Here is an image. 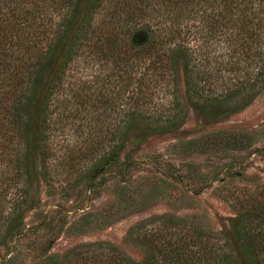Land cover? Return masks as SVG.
Wrapping results in <instances>:
<instances>
[{
    "label": "trees",
    "instance_id": "trees-1",
    "mask_svg": "<svg viewBox=\"0 0 264 264\" xmlns=\"http://www.w3.org/2000/svg\"><path fill=\"white\" fill-rule=\"evenodd\" d=\"M178 82L206 119L251 103L264 90V0H0V246L7 233L54 229L38 212L24 228L36 177L66 179L71 167L92 179L127 136L176 130ZM147 224L125 234L139 261L92 241L39 264H264V209L238 212L227 232L165 214Z\"/></svg>",
    "mask_w": 264,
    "mask_h": 264
},
{
    "label": "rangeland",
    "instance_id": "rangeland-1",
    "mask_svg": "<svg viewBox=\"0 0 264 264\" xmlns=\"http://www.w3.org/2000/svg\"><path fill=\"white\" fill-rule=\"evenodd\" d=\"M176 90L185 114L176 130L127 136L115 164L98 168L92 179L71 167L66 179L36 177L31 194L38 200L34 211L24 213V228L40 214H51L54 229L5 234L0 264H39L42 254L92 241L107 242L139 261L142 249L125 234L131 226H148L155 216L168 215L172 222L190 219L205 230L227 232L229 219L238 212L248 207L262 211L264 90L241 110L213 119L187 108L180 82ZM160 94L153 99L156 113L168 107V97ZM69 132L71 146L75 137ZM74 164L78 169L80 164ZM31 170L38 173V159L33 158Z\"/></svg>",
    "mask_w": 264,
    "mask_h": 264
}]
</instances>
